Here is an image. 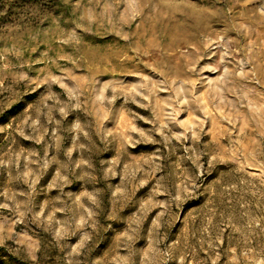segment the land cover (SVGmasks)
Wrapping results in <instances>:
<instances>
[{"label": "rangeland", "instance_id": "1", "mask_svg": "<svg viewBox=\"0 0 264 264\" xmlns=\"http://www.w3.org/2000/svg\"><path fill=\"white\" fill-rule=\"evenodd\" d=\"M0 264H264V0H0Z\"/></svg>", "mask_w": 264, "mask_h": 264}]
</instances>
